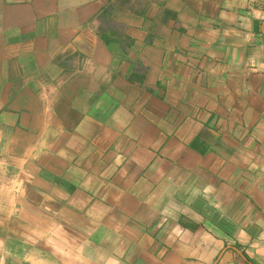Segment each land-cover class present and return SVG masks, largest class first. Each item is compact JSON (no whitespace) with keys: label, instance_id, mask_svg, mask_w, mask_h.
I'll return each instance as SVG.
<instances>
[{"label":"crops","instance_id":"crops-1","mask_svg":"<svg viewBox=\"0 0 264 264\" xmlns=\"http://www.w3.org/2000/svg\"><path fill=\"white\" fill-rule=\"evenodd\" d=\"M0 264H264V0H0Z\"/></svg>","mask_w":264,"mask_h":264}]
</instances>
